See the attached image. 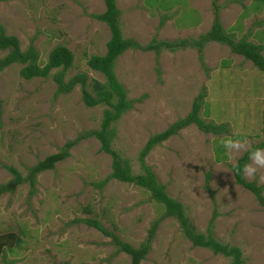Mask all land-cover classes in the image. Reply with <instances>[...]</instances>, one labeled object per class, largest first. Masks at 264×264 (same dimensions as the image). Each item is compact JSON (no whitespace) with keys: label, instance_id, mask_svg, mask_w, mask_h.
Here are the masks:
<instances>
[{"label":"rangeland","instance_id":"obj_1","mask_svg":"<svg viewBox=\"0 0 264 264\" xmlns=\"http://www.w3.org/2000/svg\"><path fill=\"white\" fill-rule=\"evenodd\" d=\"M114 1L122 36L141 47L152 39L197 38L210 28L214 1L223 29L235 40L261 45L264 56V1ZM103 10V0H0V24L17 38L20 50L35 48L40 66L54 45L67 47L72 63L63 80L83 73L90 90L92 81L104 82L86 64L89 55L105 51L108 28L91 16ZM6 52L0 49V58ZM200 55L202 62L195 48L161 47L128 48L117 56L114 74L131 105L111 123L110 147L132 174L143 173L138 153L148 137L185 116L201 94L198 117L225 130L215 134L187 125L155 143L143 164L181 204L194 231L205 234L214 212L212 237L237 247L241 264H264V211L229 168L242 153L229 154L220 143L226 137L247 139L250 146L264 141V75L214 41L204 44ZM20 67L11 63L0 71V184L11 178L3 166L24 177L28 167L79 138L65 159L35 176L33 193L24 181L0 194V264H130L109 236L75 218H94L133 247L156 222L141 264L229 263L230 257L193 246L146 189L111 178L97 186L111 172V158L95 137L80 136L99 127L107 106H85L79 84L55 95L51 77L57 69L44 78L24 79ZM242 176L264 184V169L253 179Z\"/></svg>","mask_w":264,"mask_h":264},{"label":"trees","instance_id":"obj_2","mask_svg":"<svg viewBox=\"0 0 264 264\" xmlns=\"http://www.w3.org/2000/svg\"><path fill=\"white\" fill-rule=\"evenodd\" d=\"M103 4L104 10L99 13H93L91 16L93 19L105 23L109 31V38L105 42L104 53L101 55H89L86 64L90 69L101 73L104 77V82L94 80L92 81L90 90H88L86 89V76L83 73H75L64 81V72L72 63V53L67 47L61 44L54 45L49 50L46 61L40 66L37 63L38 53L35 48L32 45H28L25 50H20L17 38L13 35H6L1 24L0 49L7 50V52L0 58V71L11 63H19L21 64L18 71L19 75L24 79H30L33 77H47L51 69H57L51 77L55 84V95L69 93L76 84H79L81 88V101L85 106L106 105L107 108L102 110L99 127L81 134L80 136V138L87 136L95 137L99 142V150L108 154L111 158V172L104 177V179L96 183V185L101 186L107 179L111 178L146 189L150 192V196L153 200L163 204L165 210L164 215L173 216L180 223L183 235L193 246L204 247L209 249L213 254H221L225 257H230L228 264H241L243 260L237 247L222 244L212 237L211 227L215 213H212L208 221L205 234L194 231L185 218L181 204L172 200L165 194L163 186L157 184L150 169L143 164V157L155 143L165 140L170 135L176 134L179 129L187 125L194 124L198 129L204 132L211 131L215 134L225 130V127L221 124L213 125L212 123H204L198 117L202 95H197L191 103L190 110L185 116L176 119L163 131L148 137L138 153L140 167L143 173L132 174L126 162L121 160L118 154L110 147L111 139L114 134V130L110 125L131 105L125 98L126 91L117 81L113 68L117 56L128 48L158 51L161 47L169 50H173L175 47H191L196 49L198 59L202 62V56L200 55L201 49L207 42L214 41L226 45L232 53L240 55L244 60L249 61L254 68L258 69L264 75V56L261 54L262 46L243 38L235 40L232 34L227 33L219 21L217 5L213 1L214 16L210 28L197 38L172 41L152 39L145 46L141 47L131 39L122 36L118 23L119 11L115 5V1L103 0ZM78 138L65 141L57 152L45 156L34 165L28 167L24 177L21 176L15 168L3 166L11 174V178L0 184V194L14 191L16 186L24 181L28 184L29 193H33L35 190V176L38 173L52 169L56 162L65 159L69 155V148ZM256 148H264V141L251 145L249 150L243 152L234 164H239L242 167L245 163H248L250 152ZM229 168L235 182L251 192L264 211V195L262 194L264 184L257 185L253 181H246L242 176V171L238 175L235 174L232 171L233 164L229 165ZM74 221L83 222L85 225L94 227L104 235L109 236L111 241L118 246L119 250L129 256L130 264H141V260L144 259L150 249V239L156 227V222H152L148 228L146 239L140 242L137 247H133L129 243L121 241L113 232L106 230L101 223L94 218H75ZM12 236V234L9 235V237ZM2 244L3 243L0 242V246H2Z\"/></svg>","mask_w":264,"mask_h":264},{"label":"clouds","instance_id":"obj_3","mask_svg":"<svg viewBox=\"0 0 264 264\" xmlns=\"http://www.w3.org/2000/svg\"><path fill=\"white\" fill-rule=\"evenodd\" d=\"M220 143L229 154L238 155L248 151L250 148L247 139H233L231 137H226L223 138ZM260 169H264V149L256 148L250 152L248 163H245L242 167L239 164H233L232 171L237 175L242 171L246 178L253 179L256 177L257 172Z\"/></svg>","mask_w":264,"mask_h":264},{"label":"crops","instance_id":"obj_4","mask_svg":"<svg viewBox=\"0 0 264 264\" xmlns=\"http://www.w3.org/2000/svg\"><path fill=\"white\" fill-rule=\"evenodd\" d=\"M151 7H154V6H151Z\"/></svg>","mask_w":264,"mask_h":264}]
</instances>
